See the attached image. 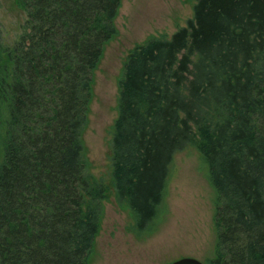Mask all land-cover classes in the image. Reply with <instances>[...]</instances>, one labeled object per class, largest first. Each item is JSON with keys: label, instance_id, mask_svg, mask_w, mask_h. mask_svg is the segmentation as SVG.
Returning <instances> with one entry per match:
<instances>
[{"label": "trees", "instance_id": "trees-1", "mask_svg": "<svg viewBox=\"0 0 264 264\" xmlns=\"http://www.w3.org/2000/svg\"><path fill=\"white\" fill-rule=\"evenodd\" d=\"M194 1L186 26L128 55L106 183L84 133L122 0H15L21 34L6 45L0 27V264H91L112 191L151 235L189 146L215 192L206 264H264V0Z\"/></svg>", "mask_w": 264, "mask_h": 264}, {"label": "rangeland", "instance_id": "rangeland-1", "mask_svg": "<svg viewBox=\"0 0 264 264\" xmlns=\"http://www.w3.org/2000/svg\"><path fill=\"white\" fill-rule=\"evenodd\" d=\"M194 3V0H122L116 18L118 35L106 45L94 72V96L84 133L91 172L106 183L111 181V145L118 116L119 81L128 55L150 37H171L186 26L193 17ZM25 20L26 13L15 0H0V27L6 45L18 39ZM2 157L3 137L0 136V161ZM215 210V192L207 176V166L197 148L189 146L175 155L167 209L151 235H137L132 231L130 210L117 203L112 191L104 202L91 264H169L188 256L206 264L215 253Z\"/></svg>", "mask_w": 264, "mask_h": 264}, {"label": "water", "instance_id": "water-1", "mask_svg": "<svg viewBox=\"0 0 264 264\" xmlns=\"http://www.w3.org/2000/svg\"><path fill=\"white\" fill-rule=\"evenodd\" d=\"M169 264H204V263L195 257L188 256L174 260Z\"/></svg>", "mask_w": 264, "mask_h": 264}]
</instances>
